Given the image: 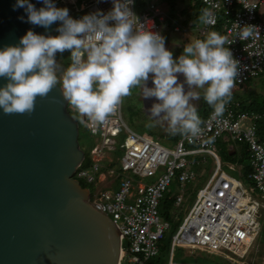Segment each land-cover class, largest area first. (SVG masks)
Returning <instances> with one entry per match:
<instances>
[{"label":"built area","instance_id":"1","mask_svg":"<svg viewBox=\"0 0 264 264\" xmlns=\"http://www.w3.org/2000/svg\"><path fill=\"white\" fill-rule=\"evenodd\" d=\"M199 3L214 22L208 25L198 22L189 27L193 26L204 39L221 23L217 32L230 42L226 47L239 62L234 89L244 88L264 72V0H199ZM75 5L76 0H57V7ZM112 7L111 0L102 3L88 0L75 8L74 19L97 10L107 13ZM131 10L144 30L161 36L168 30L169 16L160 9L157 0H134ZM248 25L254 26L257 34L239 38L237 30ZM172 31L179 32L180 28L174 26ZM237 106L231 100L218 119H211L212 110L209 111L202 119V133L197 138L181 136L171 149L129 129L122 118L121 104L102 124L96 125L70 108L78 130L83 128L92 139L85 146L88 165L83 166L85 155L73 177L91 188H87L91 206L118 227L119 264H147L155 258L171 222L178 224L171 236L166 264H179L172 261L176 246L225 252L241 259L250 252L259 233L256 220L259 206L264 209V144L257 137V116L239 111ZM120 137L122 154L120 159L113 158ZM227 140L247 150L248 172L243 174L246 187L222 170L215 147ZM207 158L213 162V168L205 182L197 185ZM147 178L154 181L145 183ZM168 200L171 207H165ZM187 202L190 206L179 218V211ZM165 211L170 219L162 216Z\"/></svg>","mask_w":264,"mask_h":264},{"label":"clouds","instance_id":"2","mask_svg":"<svg viewBox=\"0 0 264 264\" xmlns=\"http://www.w3.org/2000/svg\"><path fill=\"white\" fill-rule=\"evenodd\" d=\"M36 2L43 6L14 0L12 11L22 10L23 15L17 17L20 22L46 31L58 23L54 29L57 35L29 29L15 45L0 48L3 114L30 116L38 98L58 89L81 117L93 125L102 124L133 89H138L139 97L156 100L148 110L147 127L166 123L172 136L197 138L202 133L203 121L192 101L203 99L212 109L211 119L224 115L239 65L226 47L230 42L224 35L210 31L206 38L190 41L174 59L165 48V38L144 30L139 23L131 10L134 0H111L113 7L107 13L97 10L80 19L72 18L69 9L57 7L54 0ZM199 20L205 25L214 22L207 10ZM256 34L251 25L236 33L242 39ZM66 50L70 58L65 68L56 56ZM178 74L183 82L178 81Z\"/></svg>","mask_w":264,"mask_h":264},{"label":"water","instance_id":"3","mask_svg":"<svg viewBox=\"0 0 264 264\" xmlns=\"http://www.w3.org/2000/svg\"><path fill=\"white\" fill-rule=\"evenodd\" d=\"M13 3L0 0V48L29 29L54 36L58 23H22ZM67 105L53 89L30 116L0 112V264H119L118 227L73 177L85 153Z\"/></svg>","mask_w":264,"mask_h":264},{"label":"rangeland","instance_id":"4","mask_svg":"<svg viewBox=\"0 0 264 264\" xmlns=\"http://www.w3.org/2000/svg\"><path fill=\"white\" fill-rule=\"evenodd\" d=\"M88 0H76V5L71 6L69 9V14L72 18H74V15L76 14L75 8L79 7L80 5L84 4ZM153 1V0H151ZM198 0H179L175 4L173 8L169 7V5L165 2V0H157L158 6L161 10L166 12V14L169 16V28L168 30H165L162 34V36L165 38V45L166 44H177L182 46V43L185 41L184 35L185 30L189 33V37L187 38L188 41H193L195 39H202L198 35L197 31L192 26L191 29H188V22H190L194 18L195 13V3ZM59 8H63V6H59ZM178 26L180 28V33H175L172 31L173 26ZM179 53H183L182 49H177ZM176 51H171L173 53V58L176 59L180 55L177 54ZM70 58V52L66 50L64 53L60 54L58 53L56 56L57 63L59 65L67 67L69 63ZM178 81L183 82V76L178 75ZM152 86V85H151ZM185 90H187V86L185 85ZM138 89L132 90V95L129 97H126L123 99V102L121 103V114L123 121L127 125L129 129L134 131L135 133L142 135L166 148L171 149L173 145V137L170 134H166L165 132H168L167 130H164L167 128L166 123L160 124L155 127L149 128L147 127L148 124V118H147V110L151 108V105L147 103V101L150 100H143L145 101V108H142V103L139 101L138 98ZM237 92L239 96L242 98H246L249 95H252V97H264V73L258 78H255L251 80L244 88L235 90L233 89L232 94ZM233 100V98H232ZM153 103V102H152ZM72 106L68 104V112L75 118V114L71 112ZM247 125V121L244 123V127ZM123 138L120 137L116 140V150L112 152L113 158H119L121 157V150L119 149V144L122 142ZM92 142V139L90 135L80 127L79 129V143L81 146V149L85 152V146L89 145ZM228 145L227 143H219L215 147V152L218 155L220 161H221V167L224 173H226L228 176L240 180L242 185L244 187L247 186V182H245L243 178L244 169L243 167L247 165L246 159H237L238 157L235 156V159L237 160V163L233 161L230 157H228L227 153ZM237 157V158H236ZM206 165L201 169L200 175L202 179H199L197 185H201L210 175V170L213 168V162L210 158L206 159ZM205 175V176H203ZM154 179L147 178L144 179V182H153ZM254 198L257 200L259 199L258 194H254ZM190 206V203L187 202L182 205L180 211H179V218H182L186 212L188 207ZM257 223H258V235L255 243L253 244L250 252L245 256L244 258H236L233 257L230 254H227L225 252H205L204 250H200L198 248H188V247H181L176 246L172 253V261L174 263L179 264H264V209L259 206L258 210V216H257ZM177 222H171L170 227L168 230L164 232L163 239L160 244V251L158 255L153 258L151 261L152 264H166L167 259L170 254V241L171 236L174 234Z\"/></svg>","mask_w":264,"mask_h":264},{"label":"trees","instance_id":"5","mask_svg":"<svg viewBox=\"0 0 264 264\" xmlns=\"http://www.w3.org/2000/svg\"><path fill=\"white\" fill-rule=\"evenodd\" d=\"M177 1H179V0H165V2L171 8H173L175 6ZM194 6H195V8L197 10V12L195 14V19L199 20V17L201 15V13L204 11V9L200 5L199 0L195 3ZM220 28H221V23L219 22L218 26L215 28V31H218ZM55 35H57L56 32H55L54 36ZM232 98H233L232 101H235L238 104V106L236 108L237 110L243 111V112H247L249 114H254V115L257 116V119H256V133H257V137H258L259 141L264 144V97H252V95H249L248 97H246L244 99L241 96H239V94H237V92H235V93L232 94ZM211 110L212 109L209 107L208 112L211 111ZM243 149L244 150L241 153V159H246L247 160V150H246V148H243ZM227 153H228L227 154L228 157H230L231 159H233V161L235 163H237V160L235 159V156H234L235 154L233 152H230V151H227ZM85 155H86V158H85L83 166H87L88 162H89L86 151H85ZM243 169H244V174H246L248 172V165L244 166ZM80 184L84 188H90L83 181H80ZM165 207H171V201L170 200H168L165 203ZM162 216L165 219H170L169 218V213L167 211H165L162 214ZM176 224H178V223H176ZM152 260L153 259L149 260L147 262V264H152V262H151Z\"/></svg>","mask_w":264,"mask_h":264},{"label":"crops","instance_id":"6","mask_svg":"<svg viewBox=\"0 0 264 264\" xmlns=\"http://www.w3.org/2000/svg\"><path fill=\"white\" fill-rule=\"evenodd\" d=\"M196 12H197V10H195V13H194V18L190 21V22H188V29H191L192 27H189V25L190 24H195V23H198V22H200V20H197V19H195V14H196ZM176 26V25H175ZM174 27V26H173ZM188 31L189 30H187V32H186V30H185V35H184V43H182V46H180V45H177V44H166L165 45V48H166V50H169V51H176L177 49H182V48H184V46H186L188 43H189V41H188V37H189V33H188ZM181 31H179V32H175V33H180ZM177 54H181V53H179L178 52V50H177ZM178 75H180V74H178ZM182 76V75H181ZM148 86L149 87H151V81H149L148 82ZM138 97H139V95H138ZM153 102V103H152ZM147 103H149L151 106L154 104V103H156V100H155V98H150V100L149 101H147ZM192 103L197 107V109H198V113H199V116H200V118L201 119H203L204 117H205V115L208 113V109H209V107L206 105V103L203 101V99H201V100H199V101H192ZM146 113H147V115L149 114L148 113V110L146 111ZM164 130H167V128L166 129H164ZM166 134H169L168 132H165ZM182 135H176V136H172L173 137V140L172 141H175V140H177L178 138H180ZM177 138V139H176ZM227 143V145H228V148H227V151H230V152H233L234 154V156H237L236 158L239 160L240 158H241V153H242V151L244 150L243 148L244 147H242L241 145H238V144H235V143H233L232 141H229V140H227V141H220L219 143ZM218 143V144H219ZM247 165H248V161H247ZM210 173V172H209ZM203 176H205V175H203ZM202 179V178H201Z\"/></svg>","mask_w":264,"mask_h":264},{"label":"flooded vegetation","instance_id":"7","mask_svg":"<svg viewBox=\"0 0 264 264\" xmlns=\"http://www.w3.org/2000/svg\"><path fill=\"white\" fill-rule=\"evenodd\" d=\"M138 98H139V101H141V103H142V106H143L142 108H145V104H144L145 101L141 97H138ZM144 113H146V112H144Z\"/></svg>","mask_w":264,"mask_h":264},{"label":"bare ground","instance_id":"8","mask_svg":"<svg viewBox=\"0 0 264 264\" xmlns=\"http://www.w3.org/2000/svg\"><path fill=\"white\" fill-rule=\"evenodd\" d=\"M263 73H264V72H263ZM261 75H262V74H261ZM261 75H260V76H261ZM260 76H259V77H260Z\"/></svg>","mask_w":264,"mask_h":264}]
</instances>
